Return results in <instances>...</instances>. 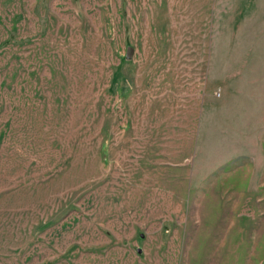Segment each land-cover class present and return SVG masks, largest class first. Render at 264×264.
<instances>
[{"label":"rangeland","instance_id":"rangeland-1","mask_svg":"<svg viewBox=\"0 0 264 264\" xmlns=\"http://www.w3.org/2000/svg\"><path fill=\"white\" fill-rule=\"evenodd\" d=\"M0 264H264V0H0Z\"/></svg>","mask_w":264,"mask_h":264},{"label":"water","instance_id":"water-1","mask_svg":"<svg viewBox=\"0 0 264 264\" xmlns=\"http://www.w3.org/2000/svg\"><path fill=\"white\" fill-rule=\"evenodd\" d=\"M142 251V249L141 248H139V252H141Z\"/></svg>","mask_w":264,"mask_h":264}]
</instances>
